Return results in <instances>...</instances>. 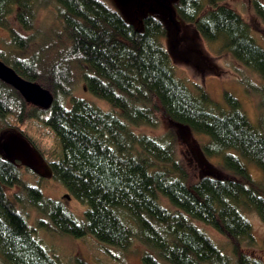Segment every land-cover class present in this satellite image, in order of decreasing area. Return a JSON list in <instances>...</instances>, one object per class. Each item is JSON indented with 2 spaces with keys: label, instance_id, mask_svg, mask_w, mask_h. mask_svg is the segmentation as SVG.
I'll return each mask as SVG.
<instances>
[{
  "label": "trees",
  "instance_id": "trees-1",
  "mask_svg": "<svg viewBox=\"0 0 264 264\" xmlns=\"http://www.w3.org/2000/svg\"><path fill=\"white\" fill-rule=\"evenodd\" d=\"M37 1L49 0H0V27L19 50L0 59L54 95L43 123L56 136L61 154L44 158L54 179L86 209L78 219L28 183L19 161L0 153L3 264H65L37 238L21 209L28 205L47 218L39 220L41 227L59 234L91 236L119 248L137 237L148 248L143 264H264L242 251L244 242L254 240L243 208L254 210L264 223V83L241 79L245 91L259 98L254 124L232 93H225L229 107L223 109L203 87L195 93L176 75L163 44L168 28L159 16L149 13L137 27L104 0H50L60 30L32 49ZM174 8L178 19L205 40L225 37L233 57L264 81V48L225 0H176ZM254 8L264 22V5L255 0ZM74 69L109 109L73 96ZM41 111L0 80V118L12 117L26 138L19 124L40 119ZM160 113L174 126L206 136L204 153L222 157L224 168L237 177L206 168L192 181L176 159L172 131L152 136L133 129L157 127ZM248 163L263 177L254 178ZM9 188L15 189L12 195ZM195 221L231 240L234 262ZM74 264L87 263L76 259Z\"/></svg>",
  "mask_w": 264,
  "mask_h": 264
},
{
  "label": "rangeland",
  "instance_id": "rangeland-1",
  "mask_svg": "<svg viewBox=\"0 0 264 264\" xmlns=\"http://www.w3.org/2000/svg\"><path fill=\"white\" fill-rule=\"evenodd\" d=\"M104 1L137 27H141L143 16L154 9L167 25L168 35L163 39V44L170 53L176 75L195 93L199 92L198 86L203 87L210 98L223 109L229 107L225 93H232L240 101L242 109L249 116L250 121L254 124L257 123L258 95L246 92L241 79H250L258 84H262L264 81L257 73L233 57L226 45L225 37L215 41H207L193 25L181 22L174 8L176 0H168L165 3L166 7L153 0H136L134 3H126L124 0ZM258 1L264 5V0ZM225 2L244 17L250 25L251 33L256 42L264 48V22L254 8L255 0H225ZM36 7V30L33 31L35 42L32 49L39 48V45L44 43V38L52 35L50 33L60 30L54 3L49 0L48 4H40L37 1ZM15 53H19V50L13 45L10 34L0 27V57L9 58ZM72 76L74 78L73 96L87 99L105 110L110 108L105 101L97 99L86 89L82 73L79 70L74 69ZM43 111L40 112V119H30L20 123L19 126L25 131L33 146L42 152V157L46 161V156L48 157L51 152L54 153L55 157L60 156L61 147L54 133L43 123V120L48 116V110L47 112L46 110ZM159 119V125L155 128L141 125L133 127V129L137 133H146L152 136H160L165 132L172 131L177 140L176 159L188 171L192 181L197 180L206 168L223 176L237 177L224 168L221 161L222 157L207 156L204 153L202 146L208 141L206 136L196 134L185 127L174 126L163 113H160ZM15 126L16 123L12 117L0 118V143L7 132L20 130ZM19 167L28 183L39 186L46 196L62 202L78 219L83 218L86 206L70 195L66 188L54 179L52 173L45 172L40 175L20 161ZM248 169L254 178L263 177L259 169L251 163H248ZM14 191L13 188L7 189L10 195ZM66 194L69 197H66ZM166 205L174 209L168 203ZM21 209H23L28 223L34 228L37 238L50 253L56 255L65 264H74L76 259L87 264H143L142 254L148 248L137 237L133 238L132 243L127 248L107 246L99 243L91 236L74 238L56 233L53 230H47L39 225V220L47 218L35 207L28 205ZM243 210L252 224L254 240L244 242L242 251L264 263V223L254 210L247 208H243ZM195 223L214 240L222 251L231 257L233 262L235 261L232 242L228 237L202 222L195 221ZM0 263L3 264L1 258Z\"/></svg>",
  "mask_w": 264,
  "mask_h": 264
},
{
  "label": "water",
  "instance_id": "water-1",
  "mask_svg": "<svg viewBox=\"0 0 264 264\" xmlns=\"http://www.w3.org/2000/svg\"><path fill=\"white\" fill-rule=\"evenodd\" d=\"M0 80L14 88L27 103L43 110L50 109L54 102V95L48 88L43 87L38 82L24 78L2 59H0ZM0 148L1 153L7 159L20 161L40 175H43L46 169L51 171V168L46 166L39 150L19 131L7 132L0 143ZM66 197L69 195L66 194Z\"/></svg>",
  "mask_w": 264,
  "mask_h": 264
},
{
  "label": "flooded vegetation",
  "instance_id": "flooded-vegetation-1",
  "mask_svg": "<svg viewBox=\"0 0 264 264\" xmlns=\"http://www.w3.org/2000/svg\"><path fill=\"white\" fill-rule=\"evenodd\" d=\"M126 3H128V2H132V3H134V2H136V0H124ZM153 1H155L156 3H159V4H161L162 6H165V3L168 1V0H153ZM151 6V5H150ZM166 7V6H165ZM168 10H170L169 8H168ZM150 13H152V14H155V15H157L158 16V13L156 12V11H154V9H151V12ZM171 14V13H170ZM171 16V15H170ZM46 162V166H48V167H50V165H49V162L46 160L45 161ZM45 172H49V173H52L51 171H49L48 169H46V171Z\"/></svg>",
  "mask_w": 264,
  "mask_h": 264
}]
</instances>
